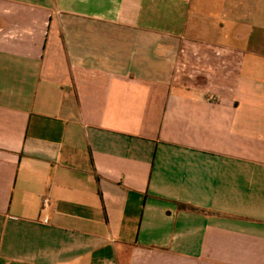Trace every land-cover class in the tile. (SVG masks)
Returning <instances> with one entry per match:
<instances>
[{
	"label": "crops",
	"instance_id": "obj_1",
	"mask_svg": "<svg viewBox=\"0 0 264 264\" xmlns=\"http://www.w3.org/2000/svg\"><path fill=\"white\" fill-rule=\"evenodd\" d=\"M0 264H264V0H0Z\"/></svg>",
	"mask_w": 264,
	"mask_h": 264
},
{
	"label": "built area",
	"instance_id": "obj_2",
	"mask_svg": "<svg viewBox=\"0 0 264 264\" xmlns=\"http://www.w3.org/2000/svg\"><path fill=\"white\" fill-rule=\"evenodd\" d=\"M51 200L47 197L43 198L42 209L45 210L50 205Z\"/></svg>",
	"mask_w": 264,
	"mask_h": 264
}]
</instances>
